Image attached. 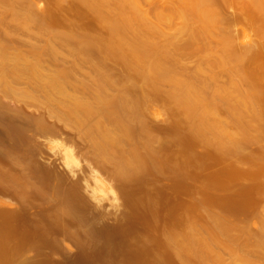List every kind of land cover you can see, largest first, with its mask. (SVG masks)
<instances>
[{"label":"rangeland","instance_id":"obj_1","mask_svg":"<svg viewBox=\"0 0 264 264\" xmlns=\"http://www.w3.org/2000/svg\"><path fill=\"white\" fill-rule=\"evenodd\" d=\"M103 1L101 12L114 16L118 8L117 0ZM183 1L139 0V4L143 16L151 23H157L159 15L165 17L158 27L179 47L175 55L178 73L197 85L206 84L205 94L215 103L217 115L224 121L225 130L233 140L218 141L212 134L205 140L199 138L190 131V120L183 114V107L170 98L171 87L167 83L162 82L155 89L146 85L121 58H106V66L101 71L111 73V78L117 80L119 86L133 91L145 88L148 92L143 105L146 115L144 125L146 131L157 139L153 146L164 169L160 172L147 171L145 176L132 181L127 189L115 188L117 201L111 199L112 195L111 198L95 200L83 183L79 194L84 201L83 207L66 218L52 222L49 219L52 210H46L48 206L43 205L45 201L42 198L49 197V191L44 193L45 196L33 194L37 200L29 194L28 201L34 203L31 206L26 198L22 201L24 199L18 196L17 203L16 197L6 196L8 191L4 185L11 186L10 177L15 174L25 177L31 185L42 186L43 182L30 178L31 163L36 167L40 164L42 168L52 169L72 179L71 182L66 179L67 184L72 183L77 176H83L89 170L88 161L82 155L84 141L74 128L51 117V109L57 107L56 102H49L45 94L36 90V80L22 75L19 83H13L17 89L31 93L24 97L5 92L3 96L5 89L0 82V137L3 130L11 129L9 122L11 126V122L15 124L19 120L17 128H23L22 132L34 137L36 143L31 137L33 145L30 143L28 149L33 152L31 156L36 157L26 154L28 162V157L33 160L29 162L30 166L24 161L23 166L18 167L19 163L16 165L18 168L12 169L7 161L10 157L5 159L7 165L3 160L5 157L0 158V177L2 172L4 174L0 178V188H3L0 189V205L3 203L0 215L1 212L7 215L6 218L3 213L0 216L1 220L4 219L0 220V264H264L262 22L235 18L240 14L237 12L242 9L243 3L248 4L247 0H240L242 5L238 2L229 6L220 3L219 9L216 7L223 18L219 27L231 36L233 51L222 53L214 40L210 43L211 49L198 51V47L209 42L202 39L195 41V50L192 51L187 46L189 33L182 32L185 18L180 8ZM30 10L38 22L28 18ZM51 28L70 34L74 39H54L48 32ZM108 34V29L97 22L92 7L80 0H0V44L11 52H20L29 61L39 57L46 73L71 71L69 85L72 86L89 84L96 88L99 84V73L95 71L98 60L86 53L76 52V38L85 35L104 40ZM131 39L135 36L131 35ZM154 39L158 42L165 40L159 36ZM94 51L97 53L98 49L94 48ZM222 89L230 91L233 100L238 99L239 91L254 97L253 105L244 109L241 116L243 123L248 121L249 131L237 122V118L230 116L227 106L217 98V92ZM116 96L115 89L106 94V97ZM35 120H41L36 123H41L43 127L47 125L50 130L54 129V133L48 129L45 132L47 136L54 137L55 141L59 136L61 144L65 142L74 147L79 158L74 172L64 164L59 152L63 146L59 144L61 147L57 149L59 145L50 144L45 134L36 133ZM28 123H32V127ZM32 130L37 136H33ZM53 134L58 135L55 137ZM34 145L40 149L37 151ZM52 146L56 147L54 151ZM1 152L3 154V150ZM12 162L10 165L13 166L17 163ZM26 166L29 169H25ZM22 168L28 171L22 172ZM8 189L13 191L11 187ZM1 190L5 191L2 193ZM5 205L8 210L12 209L9 214L4 209ZM22 207L23 210H19ZM2 208L5 212L1 211ZM16 208L19 211L8 217Z\"/></svg>","mask_w":264,"mask_h":264},{"label":"bare ground","instance_id":"obj_2","mask_svg":"<svg viewBox=\"0 0 264 264\" xmlns=\"http://www.w3.org/2000/svg\"><path fill=\"white\" fill-rule=\"evenodd\" d=\"M80 1L92 7L97 22L103 24L109 32L108 37L104 40L84 35L82 37H77L75 42L76 52L86 53L90 57H95L98 60V63L95 65V71L99 73V84L96 88L90 87L89 84L69 85V80L72 77L71 71L46 73L42 69V63L39 57L34 61H29L20 52H11L6 46L0 44V82L5 89V91L3 90V96L5 93L8 95L16 94L23 97L27 95L30 96L31 93L28 92V94L25 91L17 89L13 83H19V78L22 77V75L33 78L37 81L36 90L45 94L49 102H56L55 105H57V107H55L54 110L51 109V113L53 114L51 117H56L58 120L62 121L65 126L74 128L79 138L84 141V145L82 144L83 146H81L83 151L81 149L79 150L82 151L83 154H81L88 161V173H83V176H77V180L67 184L68 182L66 181L70 178L67 179L65 176L57 174L52 169L42 168L39 166L40 164L37 166L40 168H37L34 164L33 166L32 163L30 164L31 166L29 165V162L33 161L29 158L32 157L31 154L33 152H30V149H28V146L32 143L30 141L32 136H26V134H24L25 132H22L23 128H17L20 122L19 120H16L18 124L16 122L15 124L11 122L10 126L9 119L13 121V118H7L9 122L8 127H11V129L9 128L8 130L7 128L3 130L4 132H1L0 145L3 154L0 149V153L2 154L0 158L5 157L3 160L6 161L7 157H10L7 160L9 164L7 161L5 163L10 167L12 166L11 168L13 169L17 164L21 163L18 165L19 167L24 161L26 162V154L28 153L27 156L30 154L28 157L30 161H27L32 169V172H29L31 174L30 178H34L39 183H44V185L41 183L42 186L32 183L33 186L25 177H23V180L22 175H19L21 179L14 174L13 176H15V178H20L14 179V177L12 175L10 177L9 174L11 182V186L9 187H11L13 191L7 190V188H9L7 185L9 184H6L7 188L5 185L4 188L9 194L5 192V195L16 197L15 201L18 203V198L24 199L22 201H25L27 198L29 199V197H31V195L28 196L29 194L45 196L49 191L50 194H47L49 197L45 196L42 198L45 201L43 205L48 206L46 210L49 212L52 210L49 214L51 216L49 219H51L52 222L56 219L66 218L68 214L74 211L76 212V210H80L83 207L84 201L79 195L83 183L86 184V189L95 200L100 201L106 197L111 198L110 195H112L111 199L117 201L118 196L115 188L127 189L132 181L142 178L146 175L147 171L160 172L164 169V165L158 161V152L153 146V143L156 142L157 139L155 135H151L146 131L144 125L146 115L143 111V105L146 101V97H148V92L145 88L133 91L128 87L119 86L116 83L117 80L114 81L111 78V73L108 74L106 71H101L102 68L106 66V58H121L129 69H133V71L143 79L146 85L155 89H158L162 82L167 83L171 87L169 93L170 98L183 107V114L190 120V131L199 138L205 140L208 138L209 134H212L218 141L233 140L232 135L225 130L224 121L217 115L215 103L205 94L206 84L197 85L195 81L186 80L178 73L175 55L179 47L175 44L173 38L168 37L158 27V23H161L165 19L163 15L158 16L157 23L149 22L140 10L139 0H117L118 8L114 16H107L101 12L100 7L104 4L103 0ZM244 1L246 2V0ZM247 1L249 5H246L249 8H246L245 3L240 0H184L180 9L181 14L184 15L185 18L182 32H188L190 35V41L187 45L188 48L194 51L195 41L202 39L209 42H205L204 45L198 47V51L211 49L210 43L213 42V40L218 43L222 53L228 54L233 51L234 45L231 42V36L224 28L223 30L222 27H219L223 18L221 16L222 14H220L221 12H218V5L222 3H225L227 6L234 2H238V4L243 3L246 9L242 6L243 10L240 8L237 12H240V14L235 18L238 20L247 19V21L251 20V22L259 20L262 22L260 30L264 32V0ZM28 13L30 14L28 18H30L31 21L38 22L33 11L30 10ZM48 32L54 39L63 41H72L74 39L72 35L53 30L52 28L49 29ZM131 35H134L135 39H131ZM155 36L164 38V42L156 41L154 39ZM94 48L98 49L97 53L94 51ZM263 48L260 50L264 51ZM9 77H11V79H9ZM111 89L117 90V96L115 98L106 97V94H109V90L111 92ZM217 95H219L217 98L223 101L227 106V111L230 116L234 119L237 118V122L241 123L246 131H249L250 125L248 121L247 123H243L241 116L244 109L250 108L253 105L254 97L239 91L237 96L238 99L233 100L230 91L225 89L219 90ZM55 96L56 98H54ZM7 116H10V114L7 113ZM36 121L37 120L34 122L37 124L35 128L38 130L37 132L32 130L33 136H37L36 133L40 135L45 134V138L50 144H61V142H59L61 141L59 140V136L55 138L57 141L54 140V137H52V139L50 135H48L50 137L48 138L45 133L49 129L46 127L47 125L44 126L47 128L46 130L41 123H36ZM39 121L41 120L37 122ZM12 124L15 127H13ZM52 130L54 131V129ZM52 130L50 131L53 132ZM57 135L54 136L56 137ZM32 138V141L35 140L34 137ZM63 143L61 144L63 148L59 149L61 147L59 145L57 149L60 150V154L62 153L65 166L71 172H74L73 168L78 164L79 159H77L76 150L74 151L73 146H68L65 142ZM34 144L36 145V143ZM30 147L31 146H29V148ZM35 148L37 149L38 145L35 146ZM39 149H37V151ZM54 149H56V147H53V151ZM34 152H36V150ZM41 152L42 151H40V153ZM6 154L8 155L6 156ZM34 157H36V155ZM12 160L17 163H13ZM10 162H12L14 166L10 165ZM25 169L29 168L26 166ZM24 171L28 170L23 169L22 172ZM9 172L10 170L8 173ZM2 173L1 177L4 175ZM6 175L8 176V174ZM69 181L71 182L72 179ZM2 191L3 190H1V192ZM34 199L37 200L38 198L35 197ZM73 200H75L74 204L71 203ZM31 204L34 203H30V205ZM2 205H0V208ZM73 205L74 207L71 208ZM4 209L8 210L6 205ZM4 209L2 208L1 211L5 212ZM16 209L14 212H11L8 217L13 216L12 214L17 213L16 211H22L23 207L19 210ZM10 210L12 211V209H9L7 214H9ZM78 212L79 211H77V213ZM2 213L3 212H1L0 216H3ZM5 214L4 218L7 216ZM42 215L44 214H41V216ZM119 216L120 215H118V217ZM3 220L2 218L1 221Z\"/></svg>","mask_w":264,"mask_h":264}]
</instances>
